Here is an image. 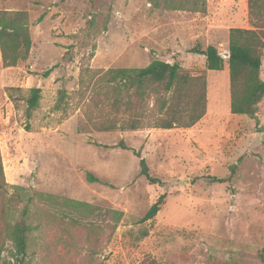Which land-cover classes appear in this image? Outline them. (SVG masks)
<instances>
[{"label": "rangeland", "instance_id": "obj_1", "mask_svg": "<svg viewBox=\"0 0 264 264\" xmlns=\"http://www.w3.org/2000/svg\"><path fill=\"white\" fill-rule=\"evenodd\" d=\"M2 11L27 14L32 42L14 68L4 67L0 48V208L11 209L12 222L27 210L31 230L21 262L2 227L3 261L264 264V102L257 120L232 114L225 55L232 29H252L249 0H0ZM209 46L222 53V71L191 52ZM155 60L204 78L206 115L192 127L155 128L160 101L170 98L163 92L129 94L132 114L116 107L108 73ZM33 88L41 100L28 118ZM132 149L160 183L141 176ZM164 194L159 213L143 223ZM75 204L98 208L91 223L74 226Z\"/></svg>", "mask_w": 264, "mask_h": 264}, {"label": "trees", "instance_id": "obj_2", "mask_svg": "<svg viewBox=\"0 0 264 264\" xmlns=\"http://www.w3.org/2000/svg\"><path fill=\"white\" fill-rule=\"evenodd\" d=\"M194 11H199L197 4ZM249 15L252 29H232L230 31V45L228 58L231 82V112L233 115L248 116L257 120L261 112V104L264 102V81L261 79L262 58L264 53V0H249ZM31 38L28 29V16L25 12H0V48L5 68H14L22 60L27 59L31 50ZM194 54L206 58L207 68L210 71H222L225 59L222 53L214 46L207 49L194 48ZM52 69L44 73L48 78ZM109 79L117 83L116 107L124 109L132 114L134 109L127 96L133 94L142 100L147 93L160 95L162 92L170 95V98L160 101L162 117L155 128L171 130L176 127L189 128L198 123L205 115L207 109L206 82L203 77H192L182 72L179 64H169L165 61L155 60L148 67L139 70L119 69L111 70ZM42 90L33 88L27 98V116L31 118L40 106ZM62 93V92H61ZM63 95V94H62ZM64 96V95H63ZM131 98V97H129ZM61 99H59L60 101ZM138 100V102H139ZM56 109H61L58 102ZM132 122L129 129L137 130L139 127ZM123 150H131L123 142L119 145ZM140 159L141 176L145 177L151 184L160 183L150 174V169L141 152L132 149ZM233 167V174L236 171ZM216 183H224L228 180L210 178ZM91 183L100 182L92 174L88 175ZM4 169L0 152V198L5 193ZM166 195L150 208L143 223L152 220L161 210ZM14 200H9L13 205ZM77 216L73 221L74 226L83 225L84 222L91 223V218L97 213L98 208L75 204L72 207ZM23 218L12 222L13 213L6 207L0 208V237L4 232L8 240L13 244L14 258L23 262L27 256L29 246L30 227L27 225L25 216L27 210L23 211ZM110 216L103 214V222ZM111 217V216H110ZM120 219V214L119 218ZM0 264H8L0 256Z\"/></svg>", "mask_w": 264, "mask_h": 264}, {"label": "water", "instance_id": "obj_3", "mask_svg": "<svg viewBox=\"0 0 264 264\" xmlns=\"http://www.w3.org/2000/svg\"><path fill=\"white\" fill-rule=\"evenodd\" d=\"M225 55H226V57H227V58H229V57H230V53H226Z\"/></svg>", "mask_w": 264, "mask_h": 264}]
</instances>
